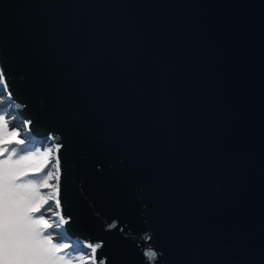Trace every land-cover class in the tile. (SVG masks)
<instances>
[{
    "label": "water",
    "instance_id": "1",
    "mask_svg": "<svg viewBox=\"0 0 264 264\" xmlns=\"http://www.w3.org/2000/svg\"><path fill=\"white\" fill-rule=\"evenodd\" d=\"M0 73L61 145L62 239L264 264V0H0Z\"/></svg>",
    "mask_w": 264,
    "mask_h": 264
},
{
    "label": "snow or ice",
    "instance_id": "2",
    "mask_svg": "<svg viewBox=\"0 0 264 264\" xmlns=\"http://www.w3.org/2000/svg\"><path fill=\"white\" fill-rule=\"evenodd\" d=\"M5 92L10 101L6 73H0V96ZM32 123L26 119L17 127L11 112L0 111V264H107L98 258L101 243H83L84 251L72 255L73 246L54 235L70 223V217L61 213L60 159L52 164L49 158L53 148L59 152L61 145L24 151V137L31 133ZM47 139L55 141L56 137L50 134ZM49 167L56 170V184L49 183L54 175ZM45 189H55V193Z\"/></svg>",
    "mask_w": 264,
    "mask_h": 264
},
{
    "label": "trees",
    "instance_id": "3",
    "mask_svg": "<svg viewBox=\"0 0 264 264\" xmlns=\"http://www.w3.org/2000/svg\"><path fill=\"white\" fill-rule=\"evenodd\" d=\"M5 97V95L3 96H0V98H3ZM9 108H10V105L8 103H0V111H8L9 112ZM18 127V126H17ZM25 140L27 141L26 144L24 145V148L23 150L24 151H28V150H36L38 148H40L41 150L43 149H46L49 147L47 141H43L41 144H38V143H35V142H32L30 141L27 137H24ZM43 146V147H42ZM50 155V154H49ZM50 158V157H49ZM50 161H52V159L50 158ZM35 179L39 180L41 179V177L37 176L35 177ZM51 181H49L50 183ZM47 189H45L44 191H46ZM58 240L60 242H66L64 241L62 238L60 237H57ZM71 252L72 255H79L81 254L84 250L83 248H75L74 246L69 250Z\"/></svg>",
    "mask_w": 264,
    "mask_h": 264
},
{
    "label": "rangeland",
    "instance_id": "4",
    "mask_svg": "<svg viewBox=\"0 0 264 264\" xmlns=\"http://www.w3.org/2000/svg\"><path fill=\"white\" fill-rule=\"evenodd\" d=\"M4 95H6V92L4 93ZM4 99H5V97H3V98H0V100H2V101H4ZM13 116L15 117V124L18 126V127H22V121L18 118V116L17 115H15V113H13ZM45 141H47L48 142V139L47 140H45ZM49 143V142H48ZM53 146V141L50 143V147H52ZM52 153V152H51ZM53 154V153H52ZM51 154V155H52ZM52 163V162H51ZM52 164H54V163H52ZM48 170L49 171H52L53 173H54V175H53V177H52V179L50 180L51 182H50V184H56V180H55V168L54 167H49L48 168ZM54 191H55V189H47L46 190V192H52V193H54ZM55 208V207H54ZM54 235L55 236H57V237H59L60 235H59V232L58 233H54Z\"/></svg>",
    "mask_w": 264,
    "mask_h": 264
},
{
    "label": "bare ground",
    "instance_id": "5",
    "mask_svg": "<svg viewBox=\"0 0 264 264\" xmlns=\"http://www.w3.org/2000/svg\"><path fill=\"white\" fill-rule=\"evenodd\" d=\"M6 102L10 105V107H11V104H10V101L8 100V97H7V99H6ZM27 136V135H26ZM28 137V136H27ZM49 142V141H48ZM52 142V141H51ZM51 142H49V143H51ZM54 143H57V142H55V141H53V144ZM40 144V143H39ZM53 153V154H52ZM52 153H50V158L52 159V163H54L55 164V161H56V159H57V150L55 149V148H53V151H52ZM52 154V155H51ZM56 171V170H55ZM55 180H56V177H55ZM54 194V193H53ZM52 204H53V207H55V203H54V200H53V202H52ZM70 243V242H69ZM72 246H74L75 248H82L81 247V245H78L77 243H70Z\"/></svg>",
    "mask_w": 264,
    "mask_h": 264
}]
</instances>
